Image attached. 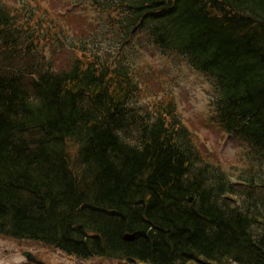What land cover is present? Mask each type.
Returning a JSON list of instances; mask_svg holds the SVG:
<instances>
[{
  "label": "trees",
  "instance_id": "trees-1",
  "mask_svg": "<svg viewBox=\"0 0 264 264\" xmlns=\"http://www.w3.org/2000/svg\"><path fill=\"white\" fill-rule=\"evenodd\" d=\"M95 5L104 24L47 52L43 22L0 0V237L85 261L264 264V0ZM144 30L209 80L212 122L243 143L231 167L172 90L140 100L153 76L125 49Z\"/></svg>",
  "mask_w": 264,
  "mask_h": 264
},
{
  "label": "rangeland",
  "instance_id": "rangeland-1",
  "mask_svg": "<svg viewBox=\"0 0 264 264\" xmlns=\"http://www.w3.org/2000/svg\"><path fill=\"white\" fill-rule=\"evenodd\" d=\"M6 1L10 5L21 6L23 15L33 11L31 14L36 20L35 23L43 22V25H39L43 27L42 32L45 35L41 38L47 52L52 45H58L60 38L65 40L69 47L73 40L72 35L83 29H92L88 28L91 25L96 27L104 24L108 19V12L98 8L95 5L96 0ZM108 1L98 0V3ZM111 13L116 16L119 10ZM94 39L97 40L92 37V40ZM112 44L115 45V42ZM125 51L130 60L138 62L137 70L140 73L149 72L153 76L147 85H143L140 100L152 102L156 95H163L160 85L172 90L183 121L198 136L200 147L205 154L212 159H218L227 168L237 162L243 143L240 139L219 132V128L212 122L214 114L209 101L212 87L206 76L191 68L184 57L164 51L154 44L147 30L137 34ZM65 56L61 54L57 61H63ZM26 252H31L42 264H128L103 258L79 260L70 258L56 249L0 237V264H32L24 256Z\"/></svg>",
  "mask_w": 264,
  "mask_h": 264
},
{
  "label": "water",
  "instance_id": "water-1",
  "mask_svg": "<svg viewBox=\"0 0 264 264\" xmlns=\"http://www.w3.org/2000/svg\"><path fill=\"white\" fill-rule=\"evenodd\" d=\"M134 235L133 234H125V238L126 239H133ZM24 256L27 258V260L29 261H33L36 262V264H41L40 261H37V259L35 258V256L31 253V252H26L24 253Z\"/></svg>",
  "mask_w": 264,
  "mask_h": 264
}]
</instances>
